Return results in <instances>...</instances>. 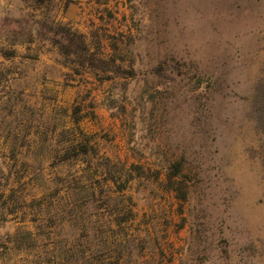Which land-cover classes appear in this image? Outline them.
<instances>
[{"label":"rangeland","instance_id":"1","mask_svg":"<svg viewBox=\"0 0 264 264\" xmlns=\"http://www.w3.org/2000/svg\"><path fill=\"white\" fill-rule=\"evenodd\" d=\"M113 263L264 264V0H0V264Z\"/></svg>","mask_w":264,"mask_h":264},{"label":"trees","instance_id":"2","mask_svg":"<svg viewBox=\"0 0 264 264\" xmlns=\"http://www.w3.org/2000/svg\"><path fill=\"white\" fill-rule=\"evenodd\" d=\"M116 219L118 220V217H116ZM115 262H118V261H115ZM115 262H114V263H115ZM114 263H113V264H114Z\"/></svg>","mask_w":264,"mask_h":264}]
</instances>
